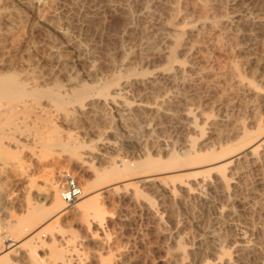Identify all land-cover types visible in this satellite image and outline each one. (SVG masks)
<instances>
[{"label": "rangeland", "instance_id": "obj_1", "mask_svg": "<svg viewBox=\"0 0 264 264\" xmlns=\"http://www.w3.org/2000/svg\"><path fill=\"white\" fill-rule=\"evenodd\" d=\"M6 1L8 2L5 3ZM21 1L22 0H4L3 2L6 4V6L5 4L0 3V14H2L0 16V75H3V73L5 75L6 72V74H8V72L9 74L10 72H15L16 76L25 83L30 76L33 77L35 75V73L33 72L35 70V72L37 71V83L34 81L33 84L31 78H29L32 83L30 84V82L27 81V83H25L26 86L30 87L35 84H37L40 88H50L51 86L54 91H57L62 95L69 94L71 92L70 90H72L73 87L79 88L78 86H81V84H83L81 82L82 80L84 84L87 81V84H93L94 86V83H97L98 81L100 85L101 83H104V81L108 80V84L113 82L112 85L110 84L111 86L117 85L116 83L114 84L115 81L119 83L118 86L122 83L126 84L127 81H130L129 83L127 82V85H121L120 89L122 91H126V97L124 96V99H127L129 102L132 101L135 103V101L137 102L140 100L145 102L147 101L150 105L153 102L152 100L155 101L158 97H160L159 95L168 94L169 90L171 89L169 94H173L175 96V100L177 98V104L175 100L167 104L169 106L167 107L168 111L170 109L174 110V107L176 106L174 110L175 112L171 110L173 112L172 114H175L172 115L170 113L171 116L168 115L166 117L164 115H159L160 117H163V120L162 117L160 119L158 115H154L150 111L148 112V110L147 112L145 111L146 113L136 111H131L130 113L129 111L125 112L127 110L124 111V108H119L122 107V103L120 100H117V103L120 104V106L111 102V104L107 103L105 104V106H102V111H105L104 114L99 110L101 106L98 107L97 105V107H94L93 109L94 112L96 111V114L94 116L90 115V113L93 114L92 110L88 111L86 109L88 114L86 113V110H82L83 112H79L81 111L82 107L80 106L79 109L78 105H76L77 103L72 104L74 109L71 105L69 106V104H67L68 107L66 105L65 109L64 107H62V109L60 110L59 106L55 105L48 98L46 99L45 95L43 97L41 95V99L39 98V102L37 101L34 104L35 106L33 105L35 109H32L31 107L30 110L28 109L26 112H22L24 106L23 103L28 104V100L31 101V99H29L30 96H27L28 98L24 96V98H21V101L20 99H17L19 103L16 100V102H13V111H15V113H12V111H10L9 113L8 111H1L0 121L4 122L3 131L5 132L3 134L2 143L6 149L12 152V155L6 161L0 158V255L7 252V261L10 264H61V258L51 254L50 251L52 248L60 247V249H62L63 247L62 250L64 251L65 249L66 251L64 257L67 256L65 259H68V261L72 259L70 261V264L78 262H82L83 264H181L179 259L177 261V258L172 256V253L174 255V251L176 250V240L179 241L178 239H181V235L183 241L179 242L183 243L181 245H184L183 248L188 251V254L186 251L187 259L185 258L187 261L185 260L186 262L184 261V264H202L206 261L213 260L215 257L217 258L219 255L217 254L219 253L218 249H220L221 246H229L230 248L233 241L232 239H237L239 236H242V234L244 235V233H246L245 231H247L245 236L248 237V240L251 239L253 241L252 243L251 240L249 242L251 244V248L253 246L254 247L253 249H248L250 251L246 250L247 253L243 251V256L241 255V253L239 254L237 251L234 252V250H231L232 248L229 251L227 247L229 254L233 251L231 253L232 255L230 254L233 257V263L264 264V153H262L263 155L261 154L263 158L261 157V155V158H258L260 161L257 159H245V163L241 160L240 163L235 164L236 166H234L233 164L231 167H229L230 170L227 169V176L228 174L229 176L232 175V179L231 177H229V179L232 186L234 185V188L232 187L233 189H231L230 192L232 195H230V198L232 197L233 200L235 199V203L233 202L234 204L231 203V207L229 206L231 212L224 213L223 215H221L222 217H218L217 209L225 205L226 201L223 200L224 198L218 195V193L215 194V191H210L211 193L208 192L209 190L204 185H200L204 186L203 190L205 188V195L207 194V192L210 193V196L208 194L205 196L203 193L202 195V187H200V190L197 184L193 185L195 187L193 190L195 195H193L194 197H198L200 193L203 196H201L202 198H194L193 195H186L187 199L184 200V198H186L184 196L185 193L182 192L184 195L182 193L180 195L181 190L177 189L176 196H178L179 198H172L174 201L171 199V197L168 196L167 192L165 194L164 190H160L161 192H159V190H156L159 187H150V185L148 184L140 186L143 194L138 195H134L132 189L129 187L124 188L121 186L116 192L112 190H106L105 188L104 192H101L98 195V202L101 211H99V216L97 214H89L87 215V217H85L86 220L81 218L82 216L80 213V207L78 205H74L76 202L80 201V198L81 200L85 199L88 192L93 191L98 187V184H96V182V185L94 184V180H96V176L94 174L97 173L96 170H98L99 172L100 170L102 171L104 168H108L110 166L109 160L111 156H115L116 158H126L129 160V162L135 164L144 159V157L146 156V151H148V149H152L150 150L151 152H148H150V154L154 152L152 153V156H156L159 148H170L173 143H171V141L169 140H166V138L169 139L170 137L171 140L177 138L174 144H179L182 140L184 141L185 137L190 136V133V137L198 135L197 131L189 127V122L185 120L183 114L181 113V111H184L186 109L187 105V108L192 109L196 118H198L199 123H201L200 119L203 120L204 117H207L206 122L209 124L211 123L210 126L213 125L212 123L214 120V123H217L214 125L220 128L222 133H225V131L228 132L226 134L227 136L224 133L223 136L220 129L216 128V126L213 125V127L210 128V126L206 124L208 128L205 126L206 133L202 135L205 139L200 138L201 140H197L198 142L196 141L197 148L198 146L200 148L202 146V149H207L210 146L217 144V142L221 139L222 140L220 142H229L230 140H228V138L230 139L231 135H233L234 137V139H231L232 142L235 141L236 134H234V132H231L234 129L233 126H235V124L239 122H243L245 119L246 120L244 121V124H247L246 127H252V129L257 125V122H264V64H259L257 66L253 63H249L248 65L251 56L250 58H248L247 56H249L248 53H251L250 48L253 40L247 36H243L235 38V41L234 38H232V36H234L232 35L233 33L229 30L231 37L229 36V34L228 37L226 36L227 40L225 39V37H223L222 39L220 38L221 42L223 40V42L220 43L218 38L215 36V33L207 28L202 29V33L193 32L191 34L185 35L184 39H187L186 42L188 43L189 37V42L193 40L191 41V44L196 45L197 48L192 50L191 53H187L188 55L186 53L184 54V52H182L180 48H177L175 51V55L180 56V60L183 61L187 60L189 57L188 60L191 59L190 61L193 62L195 68L192 70L193 74H191L190 77L192 79H190L189 84L188 82L186 83L187 86L185 84H179L178 87L177 84L176 86H174L175 84H173L170 80L165 78L162 74V76L160 75V72L167 67L166 63H164L166 61V58L161 55L158 56L157 53H153L152 55V50L154 48L155 51L158 50L159 46L157 44L160 45L159 50H161V48L162 50L164 49V44L159 39L160 35H162V31L158 30H161V23L165 21L164 19L168 18L167 16L169 13V5L172 4V2H170L169 0H59V2L58 0H55V2L57 1L56 3H54L53 0V3L55 5L57 4L56 6L54 4H51L52 0H44L45 2L41 0L42 2H37L38 5H36V3L34 4V7L30 4L31 0H23V4L25 5H23ZM131 1L134 6L130 4ZM209 1L213 2L214 0ZM220 1H222V4ZM223 1L226 2V0H218L217 2L215 0L214 2L224 5L225 3ZM242 1H244V4L242 3ZM247 1L249 0H241L239 5L240 8L244 7L242 9H247L250 6V1ZM141 3L150 6V9L153 11V13L150 14L151 16L138 15L139 4ZM126 4L131 5L127 8V15H125V13H122L119 9V7H121L122 5H125L127 7ZM184 5H181V11L179 13H181L185 19L190 18V16L192 15H196V13L199 14L198 12H200V9L197 10V6L193 7L192 4H189V6L188 4L185 6ZM29 6H31L32 8L30 9ZM130 7L132 8L130 9ZM185 7L187 8V10ZM114 9L120 12H118L119 15L116 11L114 12ZM129 10H132L134 12H131ZM7 13L9 16L7 15ZM89 16H93L91 20H88ZM125 16H130L131 18H127ZM46 17L49 22H47L48 20L46 19ZM45 19L47 21H45ZM51 20L52 22H50ZM126 22L127 24L130 22L129 26L131 27H128V25H126ZM51 23L53 24V26ZM157 27H159L160 29ZM243 27L248 28L246 24ZM224 28L226 29L227 27ZM206 30H208L207 32H209L208 35L210 34L209 37L206 35ZM195 34H198L197 37L199 36V34H201L198 38L199 40L196 41L199 43L201 41V47L199 46V43L198 45L194 41V39L197 40ZM194 35L196 38H194ZM213 38L217 39L215 40L217 43ZM228 39H232V42L237 45V48L233 47V45L235 46V44H233L232 42L228 43L230 42V40ZM224 41L227 43H225ZM146 42L150 46V49H152V47L154 48L151 51L149 50V52L147 50V57L145 55V57H143L142 55L146 52H141L146 51ZM237 42L241 43V45L243 46H241ZM223 43L226 44V49L225 47L222 48L223 45L225 46V44ZM151 44L154 45L152 46ZM189 44L190 43H188V45ZM204 44H206V46ZM238 45L240 47H238ZM248 45L249 47H247ZM74 46H76L78 50ZM206 47L208 48L206 49ZM212 47H217L216 50L218 48H222L225 50L224 53L226 52L228 55L221 53L223 50L220 49L221 52L218 50L216 51ZM227 47L229 52L226 51ZM232 47L233 50L231 49ZM241 47L243 48V51ZM125 49L126 51L128 49L126 53H124ZM230 49L232 50V52L230 51ZM79 51H81L83 54ZM203 51L207 53H203ZM213 51L218 55L220 53V55L217 57V54L213 53ZM239 51L242 52L240 53ZM128 52L130 54H128ZM233 52L235 53L234 55L239 52V54H237V57L233 55ZM229 53H231L230 56L232 57H229ZM110 54L111 58H109ZM126 54L127 56H125ZM139 54L142 55L140 56ZM148 54L151 55V57L154 56L155 59L153 57L148 59L150 57L148 56ZM86 55H89L88 58ZM177 56L176 58H179ZM202 56H204V58H202ZM162 57L164 58L161 59ZM228 57L230 60H234L237 66H240L238 68L239 70L234 72L233 68L235 69V67L233 66L235 64H230L231 62L229 61ZM91 61H94L93 65H95L94 63H97L94 68L92 67L93 70L96 67L94 72L92 70V74L89 70V68L91 69V66L89 67L87 65L88 62ZM140 61H142V63ZM240 61L241 63L237 64ZM242 61H248V67L247 65H243L244 62ZM60 62L62 64H60ZM66 62L68 63V65H66ZM92 62L90 64H92ZM42 64L45 67H43ZM64 64L66 66H64ZM141 64H143V67L141 66ZM49 65L51 66V68ZM157 65L161 67V71L159 70V67ZM164 65H166V67L163 68L162 66ZM195 65H197L198 67ZM241 65H243V67H241ZM251 65H255V67H252ZM132 66L133 68L131 69ZM135 66L136 68H134ZM201 66H204L205 68ZM259 66H261L262 69ZM30 67H32V69H35L32 70ZM58 67L62 69L60 70L58 69ZM63 67L65 69H63ZM138 68L140 69V71L141 69L144 70L145 68L146 71L153 70V72L150 71L152 74L150 72H147L151 75H147V73L145 75L141 74L143 76H146H142L145 79L143 80L141 75L137 76V78L135 77L140 73L137 74L136 72L135 76H133V73L139 70ZM255 68L259 71L255 70ZM30 69L32 70V75ZM128 69L130 70L128 71ZM197 69L200 70L197 72L195 71ZM253 69L255 70V72ZM21 70H23L24 72ZM131 70L133 73H130ZM145 70L141 72L144 73L146 72ZM25 71H29L30 74ZM194 71L196 72V76H194ZM238 71H241L239 75H243L244 78L246 76L247 79L249 78L248 82L246 81V78L243 79L244 83H251L250 80L252 79L253 81L254 79V82L252 83L255 84L251 85V83L248 86L246 84L247 87H244L245 90L242 91V89L244 88L237 82L239 80V78L237 77ZM126 73H130V76H128ZM235 73L237 76L235 75ZM119 74H121L122 77L119 78ZM156 74H159L158 77ZM90 75L91 77H89ZM149 76L150 78H148ZM47 77L49 78V80ZM156 78L158 81L156 80ZM160 78H163L164 81H162L163 79L161 80ZM41 79L43 81H41ZM138 79L143 80V83L140 80L139 82ZM149 79H153V82H156H154L155 85H153L154 83L152 82V80H150V82ZM159 79L161 80V82L159 81ZM58 80L59 83L57 82ZM38 81H40L41 86L38 84ZM51 81L54 83V85ZM134 81H138L139 83H135ZM147 81L149 83H147ZM55 82L58 85H56ZM44 84H46V87ZM48 84L49 86H47ZM156 84L158 86H156ZM42 85H44V87ZM62 85L63 87H65V89L62 87ZM97 85L98 84H96V86ZM172 85L174 87H172ZM255 85L256 87L258 85V88H260L259 86H261L262 88H257L259 91L262 90L259 94L251 90L253 89V87L255 88ZM124 86L126 87L125 89ZM58 87L60 88V90H62L60 91ZM157 87L162 90L161 93L157 91ZM166 89H168V93L167 91H165L166 93L164 92V90ZM247 89H249L251 92ZM120 90L119 92L121 93L122 91ZM246 91L248 94L245 93ZM157 92L159 93V95ZM90 93L89 97H87L88 95L85 96L86 100H83L84 103L81 102L82 104H84V106H90L92 102L95 103L97 99V97L93 94L94 92L91 93V95ZM93 96L95 97L93 98ZM90 97L92 100H90ZM260 97H262V101L260 100ZM179 100L182 102H180ZM4 102L5 100H0V108L5 105ZM14 103L15 105H20L16 106L18 107L17 111L14 110ZM81 103H79V105H81ZM85 103H87V105ZM179 104H181V107L179 106ZM46 105H48V107H46ZM167 105H164L165 109ZM43 106L45 107V109L47 108V110H49V115L50 117H52L53 123L51 122V124H44V122L46 121L43 118H45V114H48L45 112L48 111H46ZM75 106L77 107V109ZM41 107H43V109H41ZM178 107H180V109ZM195 107L198 110H196ZM66 109L71 110V112L73 113L71 114V112L68 110L70 113L68 112L67 114L70 118L66 115V111H64ZM96 109L99 110V112ZM255 109L257 110L256 112L254 111ZM116 110L120 112L122 110L121 114L119 112H116ZM123 112H125L126 114H124ZM39 113L45 114H42V116ZM150 113L152 114V116H150ZM196 113L198 116L196 115ZM35 114H38L39 116L36 117ZM63 114L65 115V117ZM181 114L182 117L180 116ZM96 115L102 116L100 117ZM120 115H122V118ZM147 116H150V118L148 117V119ZM151 117H154V119H151ZM220 118L223 119L220 121ZM241 118H243L244 120ZM150 120L152 121V123L150 122ZM183 120L187 121L188 123L184 122L185 124H183ZM154 122L156 123L154 124ZM158 123H160V125H158ZM43 124L47 126L49 125L50 128L55 125L54 127L56 128V130H54L55 128L53 127V131H56V133H54L56 135H60V137H62L63 139L70 134L75 137L77 142L80 141L81 143L88 144L85 146L83 144L81 146V148L77 152L78 154H76L77 156L80 154L79 152H81V154L85 152L88 153L90 150V145H92L90 151H92L93 148L97 149V145H99L98 142L101 139L108 141L110 140V142H112L115 146H113V150L107 148L106 150H100L101 155L98 158L101 159H94L95 157H90L93 153L90 152L91 154L87 158L84 157L85 161L84 158L82 159V161L79 159V157L77 158L75 157V155L73 156V154L75 153L72 154L69 150H65L64 148L58 146L56 147V145L53 146V151L46 150L48 152H45L43 150V152L42 149L44 148L42 144H40L46 141L43 138L47 137L49 138V140H51V138L56 137V135H53L52 128L49 132H47L49 128L47 127V129ZM189 128L191 130H189ZM210 130L211 132L217 130V132L221 133L220 136L223 138L218 136V133L216 134L215 132H213L211 134V132H209ZM99 137L101 139L97 140ZM178 138L181 141L178 140ZM202 139L204 142L208 141V144L204 143ZM147 140L148 142H146L145 144V141ZM177 140L179 141L178 143ZM165 141L167 144H164ZM155 142L156 145H154ZM160 142H162V144ZM203 143L204 146L202 145ZM166 145L168 147H165ZM141 146H147V148H141ZM86 148L89 150H87ZM155 148H157L158 150ZM96 149H93V151H95ZM102 152H104V154ZM93 154L96 153L94 152ZM102 154L105 157H101ZM87 161L88 163H86ZM239 165L241 167H239ZM68 176H71L78 183L82 191L81 195L76 199L75 203H72L73 206L71 204L64 207L57 213L56 211L49 213V221L53 220L54 217H57L55 221H52V224L54 225V227L52 228L54 240L50 238L51 233L43 232L40 237L43 240V243L41 246H38L36 248L37 250L35 255L37 257H33L34 259L32 258L31 260L30 256L29 258L26 256L29 253H25L28 252V249L26 247L28 245L23 243V241L28 238L25 237L26 233H23L21 235L11 233V231L8 229V226L6 225V222L10 221L12 223H15L26 215L27 200L38 203L45 202L46 205H49L48 199L44 200L42 197H37V195L42 196L43 192L46 190L45 187L51 181L56 180L61 187L65 178ZM201 178V174L196 176V180H200ZM208 178L213 179V175L211 174ZM107 183L110 182L108 181ZM107 183L105 182L104 185H106ZM196 186H198V189L196 188ZM235 186L237 188L236 190ZM162 194L165 196V198L167 196L168 197L164 199V196ZM182 197L184 198L182 199ZM189 197L191 199H189ZM149 199L153 200V204H156L155 208H157V210L159 209L158 211L162 215V223L164 225L162 223V225L156 223L157 221H155L151 213H149ZM226 214H229V216H227ZM175 220H178L177 222L179 223H177ZM164 228L166 229V231ZM210 231L217 232L218 236L215 234V237L213 238V236L209 234H214V232L209 233ZM248 231H251V233ZM182 235H185L186 237ZM204 236L206 237V239ZM217 238L219 239V241ZM228 241L230 242V244ZM218 243L220 244L219 246L216 245ZM53 244H55L56 247H52ZM24 253L26 255H24ZM235 253L237 254L235 255ZM237 256L241 257V259ZM235 260L237 262H235ZM63 262L67 263L66 261Z\"/></svg>", "mask_w": 264, "mask_h": 264}, {"label": "bare ground", "instance_id": "obj_2", "mask_svg": "<svg viewBox=\"0 0 264 264\" xmlns=\"http://www.w3.org/2000/svg\"><path fill=\"white\" fill-rule=\"evenodd\" d=\"M4 0H0V3H3V4H5V3H7L8 1H6L5 3L3 2ZM11 1V0H10ZM20 1V0H19ZM24 1H26V0H24ZM39 1H41V0H31V2H30V4H31V6L33 5V7H34V4H36L37 2H39ZM44 1V0H43ZM114 1V0H113ZM132 1H134V0H132ZM132 1H131V5H133L132 4ZM157 1V0H156ZM162 1V0H161ZM160 1V2H161ZM165 1V0H164ZM170 2H172V4L171 5H169V13H168V18H166V19H164L165 21L164 22H162L161 23V30H158V31H162V35H160V37H159V39L163 42V46H164V49L162 50V48H161V50H159L160 49V45L159 44H157L159 47H158V50H154L155 48L154 47H152V49H150L149 47V45H148V43L146 42V51H142L141 53H145V54H141L143 57H145L146 56V54L149 52V50L151 51L152 50V55H153V53H157L158 54V56L159 55H161V56H164L165 58H166V61L164 62V63H166V65H167V67H166V65H164V66H162L163 68L164 67H166V68H162L163 69V71H161L160 69H161V67H159L158 65V67H159V70L161 71L160 72V75L162 74L165 78H167L168 80H170L173 84H175L174 86H176V84H177V86L180 84V85H186V83L188 82V84H189V81H190V79H192V78H190L191 77V74H193L192 73V70L195 68L194 67V65H193V62L192 61H190V60H188L189 59V57H188V59L187 60H180V56H177V55H175V51H176V49L177 48H180V50L182 51V52H184V54L186 53H191L192 52V50H194L195 48H197L196 47V45H194V44H191V41H193V40H191L190 42H189V37H188V43H190L189 45H188V43L186 42V40L184 39V37H185V35H187V34H191V33H202L203 31H202V29H205V28H207V29H209V30H212V32L213 33H215V36L218 38V40H219V42L220 43H222L223 42V40H222V42L220 41L223 37H225V39L227 40V37H228V35L230 34L229 32L231 31L233 34L232 35H234V36H232V38H234V40H235V38H239V37H243V36H247V37H249L250 39H252L253 40V42H252V45H251V55L248 53V55L249 56H247L248 58H250V56H251V58H250V61L248 62V61H242V62H244V64L243 65H247V62H248V65H249V63H253V64H255V65H259V64H264V56H263V54H264V0H249V1H247V2H249L250 3V6L247 8V9H242V8H244V7H242V8H240V2H241V0H226V2H224L223 4L224 5H221L222 4V1H220L221 2V4H218V3H215L213 0H211V1H213V2H210L209 0H169ZM218 0H216V2H217ZM22 2V4H23V0L21 1ZM42 2V1H41ZM40 2V3H41ZM45 2V1H44ZM43 2V3H44ZM50 2V1H49ZM57 2V1H56ZM55 2V0H54V3H56ZM58 2H59V0H58ZM169 2V3H170ZM244 1H242V3H243ZM53 3V0H52V3L51 4H54ZM112 3V2H111ZM115 3V2H114ZM123 3V2H122ZM128 3V2H127ZM108 4V3H107ZM163 4V3H162ZM187 5L188 4V6H189V4H192L193 5V7H195V6H197L196 7V9L197 10H199L200 9V12H198L199 14H197L196 13V15H192V16H190V18H188V19H185L184 18V16L181 14V13H179L180 11H181V5ZM244 4V3H243ZM23 5H25V4H23ZM36 5H38V3L36 4ZM40 5V4H39ZM55 5V4H54ZM57 5V4H56ZM55 5V6H56ZM127 5V7L125 6V5H122L121 7H119V9H120V11L122 12V13H125V15H127V8H128V6H131V5H128V4H126ZM184 5V6H185ZM1 6H2V4H1ZM5 6H6V4H5ZM4 6V7H5ZM31 6H29L30 7V9L32 8ZM113 6V5H112ZM134 6V5H133ZM188 6H186V7H188ZM244 6V5H243ZM37 7V6H36ZM109 7V6H108ZM117 7V6H116ZM152 7V6H151ZM155 7H156V5H155ZM185 7V8H186ZM3 8V7H2ZM27 8H28V5H27ZM132 7H130V9H131ZM5 9V8H4ZM3 9V10H4ZM108 9V8H107ZM118 9V8H117ZM157 9H158V7H157ZM193 9H195V8H193ZM7 10V9H6ZM5 10V11H6ZM135 10V9H134ZM138 10H139V12H138V15L139 16H144V15H150V14H152L153 13V11L150 9V6L149 5H147V4H139V8H138ZM186 10H187V8H186ZM10 11H11V9H10ZM117 12V14H118V12L119 11H117V10H115L114 9V12ZM129 11H131V12H134V11H132V10H129ZM196 11V10H195ZM194 11V12H195ZM19 12H20V10H19ZM51 12V11H50ZM157 12V11H156ZM159 12V11H158ZM166 12H167V10H166ZM188 12V11H187ZM190 12V11H189ZM193 12V13H194ZM2 13V12H1ZM9 13V12H8ZM8 13H7V15H8ZM53 13V12H52ZM120 13V12H119ZM122 13H121V15H122ZM163 13V12H162ZM12 14V13H11ZM18 14V13H17ZM50 14V13H49ZM91 14V13H90ZM116 14V15H117ZM129 14V13H128ZM130 14H133V13H130ZM182 16H181V15ZM184 14H185V12H184ZM189 14V13H188ZM195 14V13H194ZM2 14H0V16H1ZM24 15V14H23ZM52 15H54V14H52ZM52 15H50V16H52ZM93 15V14H92ZM95 15V14H94ZM119 15V14H118ZM5 16V15H4ZM9 16V15H8ZM25 16V15H24ZM54 16H56V15H54ZM53 16V17H54ZM88 16V15H87ZM151 16V15H150ZM163 16V15H162ZM21 17V16H20ZM53 17H52V19H53ZM91 17V18H90ZM92 17L93 16H89V18H88V20L90 19H92ZM101 17V16H100ZM125 17H127V16H125ZM133 17V16H132ZM8 18V17H7ZM127 18H131L130 16L129 17H127ZM23 19H25V18H23ZM46 19H47V17H46ZM45 19V21H47ZM93 19H95V18H93ZM99 19V18H98ZM138 19V18H137ZM122 20V19H121ZM131 20V19H130ZM133 20V19H132ZM140 20V19H139ZM161 20V19H160ZM27 21V20H26ZM129 21V20H128ZM127 21V22H128ZM141 21V20H140ZM146 21H148V20H146ZM47 22H49V20L47 21ZM46 22V23H47ZM50 22H52V20L50 21ZM127 22H126V25H128V27H131V26H129V24H130V22L127 24ZM123 23V22H122ZM125 23V22H124ZM50 24V23H49ZM52 24V23H51ZM119 24H120V22H119ZM246 24V26H248V28H244L243 26ZM124 25V24H123ZM133 25V24H132ZM52 26H53V24H52ZM156 26V25H155ZM22 27V26H21ZM25 27V26H24ZM135 27V26H134ZM224 27H227L226 29L224 28ZM59 28H61V27H59ZM124 28V27H123ZM157 28H159V27H157ZM129 29H131V28H129ZM160 29V28H159ZM230 30V31H229ZM9 31V30H8ZM55 31V30H54ZM201 31V32H200ZM208 30H206V32H207ZM24 32V31H23ZM123 32V31H122ZM135 32V31H134ZM156 32H157V30H156ZM58 33V32H57ZM205 33V32H204ZM208 33L209 32H207V36L209 37V35H208ZM23 34V33H22ZM63 35V34H62ZM131 35V34H130ZM196 35V34H195ZM195 35H194V38H196L197 37V35H196V37H195ZM200 35L201 34H199V36L196 38L197 40H195L194 39V41L196 42V41H198L199 39V37H200ZM142 36H144V35H142ZM149 36V35H148ZM190 36V35H189ZM212 36V35H211ZM227 36V37H226ZM230 37H231V34L229 35ZM133 37V36H132ZM147 37V36H146ZM187 37V36H186ZM202 37V36H201ZM214 37V36H213ZM140 38H141V36H140ZM151 38V37H150ZM211 38V37H210ZM221 38V39H220ZM119 39H120V37H119ZM130 39V38H129ZM152 39V38H151ZM209 39V38H208ZM214 39V38H213ZM144 40V39H143ZM211 40V39H210ZM215 40H217V39H214V41ZM228 40H230V42H228V43H231L232 42V39H228ZM233 40V41H234ZM236 41V40H235ZM244 41V40H243ZM243 41H241V42H243ZM65 42H67V41H65ZM149 42V41H148ZM152 42V41H151ZM212 42V41H211ZM216 42V41H215ZM225 42V41H224ZM197 44L199 43V42H196ZM200 43H201V41H200ZM199 43V44H200ZM206 43V42H205ZM217 43V42H216ZM225 43H227V42H225ZM225 43H223V44H225ZM233 43V42H232ZM237 43H239V42H237ZM143 44V43H142ZM144 44H145V42H144ZM198 44V45H199ZM202 44V43H201ZM199 45L200 47L202 46V45ZM207 44H208V42H207ZM212 44V43H211ZM233 44H235V43H233ZM240 45H241V43H239ZM244 44V43H243ZM246 44V43H245ZM249 44H250V42H249ZM78 45V44H77ZM152 46L154 45V44H151ZM205 46H206V44H204ZM212 45H214V44H212ZM216 45H218V44H216ZM221 45V44H220ZM145 46V45H144ZM143 46V47H144ZM210 46V45H209ZM215 46V45H214ZM231 46V45H230ZM229 46V47H230ZM241 46H243V45H241ZM246 46V45H245ZM244 46V47H245ZM74 47H76V46H74ZM137 47V46H136ZM139 47V46H138ZM157 47V46H156ZM162 47V46H161ZM211 47V46H210ZM218 47V46H217ZM216 47V48H217ZM219 47H221V46H219ZM225 47V49H226V44H225V46L223 45L222 46V48H224ZM233 47H236L237 48V45L235 44V46L233 45ZM233 47L231 48L232 50H233ZM238 47H240L239 45H238ZM247 47H249V45L247 46ZM247 47H246V49H247ZM56 48V47H55ZM81 48V47H80ZM85 48V47H84ZM134 48H135V46H134ZM140 48V47H139ZM148 48V49H147ZM199 48V47H198ZM204 48V47H203ZM208 47H206V49H207ZM212 48H214V50H216V48L215 47H212ZM212 48H210V49H212ZM222 48H218L217 50L218 51H220V49L221 50H223L221 53H223V54H227L226 52L224 53V49H222ZM242 48V47H241ZM76 49H77V47H76ZM201 49V48H200ZM230 49V51L232 52V50ZM239 49V48H238ZM245 49V48H244ZM249 49V48H248ZM54 50H56V49H54ZM78 50V49H77ZM85 50H87V49H85ZM122 50V49H121ZM131 50V49H130ZM130 50H129V52H130ZM135 50V49H134ZM133 50V51H134ZM143 50V49H142ZM147 50H148V52H147ZM216 50V51H217ZM241 50V49H240ZM53 51V50H52ZM127 51H128V49H127ZM126 51V49H125V52L124 53H126L127 52ZM140 51V50H139ZM179 51V50H178ZM196 51V50H195ZM194 51V52H195ZM212 51V50H211ZM210 51V52H211ZM227 52H229V50H228V47H227V50H226ZM242 51H243V48H242ZM241 51V52H242ZM79 52H81V51H79ZM89 52V51H88ZM128 52V54H130ZM132 52V51H131ZM205 51H203V53H204ZM210 52H209V54H210ZM236 52V51H235ZM240 52V51H239ZM239 52L237 53V54H239ZM240 52V53H241ZM82 53V52H81ZM205 53H207V52H205ZM213 53H215L214 51H213ZM56 54V53H55ZM54 54V55H55ZM58 54V53H57ZM83 54V53H82ZM178 54V53H177ZM183 54V55H184ZM195 54V53H194ZM208 54V55H209ZM215 54H217V53H215ZM230 54L231 53H229V57H232V56H230ZM235 53L233 52V55H234ZM237 54L236 55H234V56H236L237 57ZM53 55V54H52ZM60 55V54H59ZM109 55V54H108ZM122 55H124V54H122ZM140 55V54H139ZM140 55V56H141ZM145 55V56H144ZM188 55V54H187ZM213 55V54H212ZM219 55H220V53H219ZM218 54H217V57L219 56ZM228 55V54H227ZM226 55V56H227ZM82 56V55H81ZM83 56H85V55H83ZM87 56V55H86ZM89 56V55H88ZM88 56H87V58H88ZM125 56H127V54L125 55ZM129 56V55H128ZM148 56H150L148 59H150V58H154V56H152L151 57V55H149L148 54ZM157 56V55H156ZM160 56V57H161ZM176 56L177 57H179V58H176ZM185 56V55H184ZM189 56H191V55H189ZM216 56V55H215ZM51 57V56H50ZM53 57V56H52ZM61 57H62V55H61ZM134 57V56H133ZM147 57V56H146ZM164 57H162L161 59H163ZM187 57V56H186ZM194 57V56H193ZM195 57H196V55H195ZM206 57H208V56H206ZM229 57H228V59H229ZM85 58V57H84ZM91 58V57H90ZM109 58H111V54H110V57ZM112 58H113V55H112ZM127 58V57H126ZM141 58V57H140ZM139 58V59H140ZM202 58H204V56H202ZM241 58V57H240ZM243 58V57H242ZM247 58V59H248ZM55 59H56V56H55ZM86 59V58H85ZM131 59V58H130ZM144 59V58H143ZM148 59H145V60H148ZM155 59V58H154ZM153 59V60H154ZM160 59V58H159ZM168 59V60H167ZM179 61H178V60ZM232 59V58H231ZM235 59V58H234ZM237 59V58H236ZM47 60H49V59H47ZM89 60V59H88ZM132 60V59H131ZM136 60V59H135ZM152 60V59H151ZM158 60V59H157ZM204 60V59H203ZM240 60V59H239ZM60 61V60H59ZM161 61V60H160ZM196 61V60H195ZM229 61L231 62L230 64H232V63H234L235 65H236V62L234 61H232V60H230L229 59ZM238 61V60H237ZM14 62V61H13ZM37 62V61H36ZM46 62V61H45ZM68 62V61H67ZM66 62V63H67ZM92 62V61H91ZM91 62H88V66L90 67L91 66V69L89 68V70H90V72H91V74H92V70H93V68H94V66H96L97 65V63H94L95 65H93V62H92V64H90ZM96 62V61H95ZM113 62V61H112ZM141 63H142V61H140ZM147 62H149V61H147ZM151 62V61H150ZM154 62V61H153ZM155 62H156V60H155ZM197 62V61H196ZM38 63V62H37ZM56 63H58V62H56ZM64 63V62H63ZM65 63V64H66ZM82 63V62H81ZM80 63V64H81ZM85 63V62H84ZM87 63V62H86ZM152 63V62H151ZM168 63H169V65H168ZM241 63V61L239 62V63H237V64H240ZM44 64V63H43ZM43 64H42V66H43ZM50 64V63H49ZM60 64H62L61 62H60ZM64 64V66H66V65H68V63L65 65ZM90 64V65H89ZM111 64H113V63H111ZM134 64V63H133ZM146 64V63H145ZM153 64V63H152ZM45 65V64H44ZM48 65V64H47ZM54 65H55V63H54ZM85 65V64H84ZM138 65V64H137ZM143 64H141V66H142ZM148 65H149V63H148ZM154 65V64H153ZM163 65V64H162ZM233 66V67H235V69H236V67H237V69L235 70L233 67H231V68H233V70H234V72L235 71H237V70H239L238 68L240 67L239 65L237 66ZM243 65H241V67H243ZM248 65H247V67H248ZM255 65L254 66H252V67H255ZM50 66V65H49ZM61 66H63V65H61ZM141 66H139V67H141ZM155 66V65H154ZM195 66H197V65H195ZM205 66V65H204ZM204 66H201V67H204ZM33 67V66H32ZM32 67H30L31 69H32ZM43 67H45V66H43ZM42 67V68H43ZM47 67V66H46ZM52 67H53V65H52ZM93 67V68H92ZM100 67V66H99ZM98 67V68H99ZM128 67V66H127ZM143 67V66H142ZM198 67V66H197ZM196 67V68H197ZM260 68H261V66H259ZM263 67V66H262ZM48 68V67H47ZM50 68H51V66H50ZM88 68V67H87ZM110 68V67H109ZM130 68V67H129ZM133 68V66L131 67V69ZM134 68H136V66L134 67ZM205 68V67H204ZM204 68H203V71H204ZM249 68H250V66H249ZM257 68V67H256ZM255 68V70H257ZM20 69H21V67H20ZM23 69H24V67H23ZM30 69V71H31V75H32V70H34L35 68H33L32 70ZM38 69V68H37ZM36 69V70H37ZM40 69V68H39ZM58 69H62V68H60V67H58ZM63 69H65L64 67H63ZM67 69V68H66ZM85 69V68H84ZM95 69H96V67H95ZM94 69V70H95ZM139 69V68H138ZM137 69V70H138ZM147 69H149V68H147ZM262 69V68H261ZM17 70V69H16ZM26 70V69H25ZM59 70V71H60ZM81 70V69H80ZM94 70H93V72H94ZM98 70V69H97ZM130 69H128V71H129ZM144 70H145V68H144ZM143 69H141V71L143 72L144 71ZM159 70H158V72H159ZM200 70V69H199ZM198 69L197 70H195V71H199ZM202 70V69H201ZM254 70V69H253ZM255 70H254V72H255ZM2 71V70H1ZM7 71V70H6ZM12 71V70H11ZM21 71H23V70H21ZM88 71V70H87ZM133 71H134V69H133ZM140 71V69L138 70V71H135L134 73L132 72V70L130 71V73H133L132 75L133 76H135V74H136V72H137V74L138 73H140V74H138V75H136L135 77L137 78V76H140L141 74H146L147 72H150V71H152L153 72V70H150V71H146V72H144V73H142L141 71ZM157 71V70H156ZM194 71V72H195ZM257 71H259V70H257ZM18 72V71H17ZM24 72V71H23ZM25 72H28L29 73V71H25ZM34 73H35V75H34V73H33V75L34 76H36L37 75V71L35 72V70L33 71ZM61 72V71H60ZM89 72V71H88ZM87 72V73H88ZM155 72V71H154ZM241 72V71H240ZM240 72L238 71L237 73V75H236V73H235V75L239 78V80L237 81L238 82V84H240L243 88L244 87H247L249 84H251L252 82H254V79H253V81H252V79L250 80V82L251 83H244V81H243V79H245L246 78V81L248 82L249 81V78L247 79V77L245 76V78L243 77V75H239L240 74ZM3 73V72H2ZM7 73V72H6ZM5 73V75H4V73H3V75L1 76L0 75V100L2 101V99L3 100H5V105L2 107V108H0V112L2 111V112H4V111H8V113L10 112V111H12V113L14 112L15 113V111H13V102H18V100L17 99H20V101H21V98L23 97L24 98V96H30L29 97V99H31V101H29L28 100V104H25V103H23L24 104V106H23V111L22 112H26L28 109L30 110V108L32 107V109H35V107H33V105L38 101L39 102V100L41 99L40 97H41V95H42V97L45 95L46 96V99L48 98L49 100H51L55 105H57V106H59V109L61 110L62 109V107H64V109H65V106L67 105V104H69V106L71 105L72 106V104L73 103H77L76 105H78V107H79V109H80V106L82 107L81 108V111H79V112H83L82 110H88V111H90V110H92V112H93V114L92 113H90V115H95L96 113V111L94 112L93 111V109H94V107H97V105H98V107L99 106H101L100 107V111L101 112H103L102 111V106H105V104H107V103H109V104H111V103H115V104H118L117 103V100H120L121 101V105H122V107H119L120 109H123L124 111L125 110H127V111H125V112H128L129 111V113L131 112V111H136V112H147V110H148V112L150 111L151 113H153L154 115H164L165 117L166 116H168V115H170L171 116V114L173 113L171 110H173V109H170L169 111H168V109H167V107H169L167 104L168 103H170V102H172V101H174L175 100V96L173 95V94H169L170 93V90H169V93H168V89H166V90H164V92L165 91H167V93L168 94H162V95H159V93L158 92H160L161 93V91L162 90H160L158 87V95L160 96V97H158L155 101L154 100H152L153 102L149 105L148 104V102L146 101H140L139 100V98H138V100L139 101H135V103L134 102H132V101H128L127 99H124V96H125V93H126V91L125 90H120L121 89V85H127V82H126V84H121V85H119L118 86V84L119 83H117V81H115L114 82V84L116 83L117 85H113V86H111L112 85V83L113 82H111V83H109L108 84V80H106V81H104V83H101L100 85H99V81L96 83H94V81H93V83L95 84V86L93 85V84H87L86 82H85V84H84V82H83V80L81 81L83 84H81V86H78L79 88H75V87H73V89L72 88H70V89H72V90H70L71 92L69 93V94H65V95H62V94H60L59 92H57V91H54L52 88H51V86H50V88H40L37 84H35V85H32V86H30V87H28V86H26V84L25 83H27V81H29L30 82V84L33 82V84H34V81L36 82L37 81V76L36 77H29V78H31V81H30V79L28 78V80L24 83L22 80H20L17 76H16V73L15 72H10V74H9V72H8V74H6ZM11 73H14V74H11ZM48 73V72H47ZM59 73V72H58ZM66 73V72H65ZM86 73V72H85ZM128 73V72H127ZM126 73V74H127ZM129 73V74H130ZM151 73V72H150ZM157 73V72H156ZM30 74V73H29ZM29 74H28V76H29ZM61 74V73H60ZM78 74V73H77ZM89 74V73H88ZM95 74V73H94ZM121 74H122V72H121ZM121 74H119V78L120 77H122L121 76ZM129 74H127L128 76H130ZM152 74V73H151ZM151 74H149V73H147V75H151ZM202 74V73H201ZM41 75V74H40ZM43 75V74H42ZM46 75V74H45ZM53 75V74H52ZM72 75H73V73H72ZM71 75V76H72ZM127 75H125V76H127ZM157 75V74H156ZM155 75V76H156ZM159 75V74H158ZM158 75H157V77H158ZM161 75V76H162ZM44 76V75H43ZM42 76V77H43ZM143 75H141V77H142ZM153 76H154V74H153ZM194 76H196V72H195V75ZM203 76V75H202ZM89 77H91V75L89 76ZM143 77H146V76H143ZM142 77V78H143ZM163 77V78H164ZM243 77V78H242ZM32 78H34V79H32ZM48 78V77H47ZM55 78V77H54ZM53 78V79H54ZM86 78V77H85ZM140 78V77H139ZM148 78H150V76L148 77ZM155 78V77H154ZM162 78V79H163ZM199 78V77H198ZM39 79V78H38ZM44 79V78H43ZM161 79V78H160ZM159 79V81L161 82V80ZM237 79V78H236ZM48 80H49V78H48ZM52 80V79H51ZM79 80H81V79H79ZM135 80H137V79H135ZM140 79H138V81H139ZM143 80H145L144 78H143ZM143 80H140V81H142V83H143ZM150 80H152V82H153V79H149V81ZM155 80V79H154ZM156 80H157V78H156ZM166 80V79H165ZM41 81H43L42 79H41ZM138 81H134L135 83H137ZM139 81V82H140ZM158 81V80H157ZM162 81H164V79L162 80ZM192 81V80H191ZM39 83V85H40V81H38ZM52 82V81H51ZM53 82H54V80H53ZM52 82V84L54 85V83ZM58 83H59V80L57 81ZM78 82V81H77ZM80 82V81H79ZM80 82V83H81ZM110 82V81H109ZM130 82V81H129ZM128 82V83H129ZM138 82V83H139ZM151 82V81H150ZM155 82V81H154ZM153 82V83H154ZM167 82V81H166ZM170 82V83H171ZM37 83V82H36ZM56 83V82H55ZM62 83V82H61ZM66 83V82H65ZM125 83V82H124ZM147 83H149L148 81H147ZM156 83V82H155ZM155 83L153 84V85H155ZM171 83V84H172ZM29 84V83H28ZM27 84V85H28ZM96 84H98L97 86H96ZM111 84V85H110ZM246 84H247V86H246ZM255 83H252L251 85H254ZM45 85V87H46V84H44ZM44 85H42L43 87H44ZM52 85V86H53ZM56 85H58L57 83H56ZM93 85V86H92ZM133 85V84H132ZM145 85V84H144ZM239 85V86H240ZM41 86V85H40ZM47 86H49V84L47 85ZM61 86V85H60ZM129 86H130V84H129ZM156 86H158L157 84H156ZM173 85H172V87H174ZM187 86V85H186ZM239 86H237V87H239ZM62 87H63V85H62ZM61 87V88H62ZM70 87H72V86H70ZM179 87V86H178ZM241 87V88H242ZM260 88H261V86H259ZM55 88V87H54ZM56 88H57V86H56ZM59 88V87H58ZM64 89H65V87H63ZM123 88V87H122ZM126 87L124 86V89H125ZM170 88V87H169ZM176 88V87H175ZM240 88V89H241ZM250 88H252V87H250ZM255 88H256V90H255ZM255 88L253 87V89H251L253 92H257L258 94L260 93V91H262V90H258V89H260V88H258V85H257V87H256V85H255ZM258 88V89H257ZM67 89V88H66ZM164 89V88H163ZM179 89V88H178ZM262 89V88H261ZM59 90H60V88H59ZM62 90V89H61ZM60 90V91H61ZM119 90L120 91H122V92H124V93H120L119 92ZM245 90V88L244 89H242V91H244ZM247 90H249V89H247ZM259 92H258V91ZM65 91V90H64ZM250 91V90H249ZM67 92V91H66ZM93 93L96 97H97V99H96V101H95V103L94 102H92V104L89 106H84V104H82L81 102H83V100H86V95H88L87 97H89V93ZM164 92H162V93H164ZM251 92V91H250ZM263 92H264V90H263ZM91 93H90V95H91ZM166 93V92H165ZM244 93V92H243ZM246 94H248L247 93V91L245 92ZM262 93V92H261ZM92 94V95H93ZM124 94V95H123ZM157 95V96H158ZM177 95H179V94H177ZM254 95V94H253ZM95 96H93V98L95 97ZM123 96V97H122ZM263 96H264V94H263ZM85 97V98H84ZM126 97V96H125ZM256 97V96H255ZM28 98V97H27ZM40 98V99H39ZM84 98V99H83ZM154 98H156V97H154ZM174 98V99H173ZM262 97H260V100L262 101L263 99H261ZM87 99H89V98H87ZM172 99V100H171ZM181 99V98H180ZM16 100V101H15ZM90 100H92L91 99V97H90ZM128 102H127V101ZM142 100V99H141ZM176 100H177V98H176ZM175 100V101H176ZM183 100V99H182ZM180 101V100H179ZM178 101V102H179ZM41 102V101H40ZM111 102V103H110ZM132 102V103H131ZM180 102H182V101H180ZM179 102V103H180ZM19 103V102H18ZM20 103H22V102H20ZM42 103V102H41ZM79 103H81V105H79ZM84 103V102H83ZM87 103H88V100H87ZM87 103H85L86 105H87ZM89 103H91V102H89ZM120 103V102H119ZM145 103H147V104H145ZM175 103V102H174ZM40 104V103H39ZM43 104V103H42ZM41 104V105H42ZM45 104V103H44ZM74 104V105H75ZM176 104H177V101H176ZM14 105H15V103H14ZM19 104H17V105H15V107L16 106H18ZM119 106H120V104H118ZM164 105H167L166 106V109H165V107H164ZM181 104H179V106H180ZM186 105V104H185ZM20 106V105H19ZM35 106V105H34ZM45 106V105H44ZM43 106V107H44ZM108 106V105H107ZM172 106H173V103H172ZM172 106H170V107H172ZM246 106V105H245ZM253 106V105H252ZM15 107H14V110H16L17 111V109H18V107H16V109H15ZM43 107H41V109H43ZM46 107H48V105H46ZM67 107H68V105H67ZM73 107V106H72ZM76 107V106H75ZM176 107V106H175ZM175 107H174V110H175ZM181 107V106H180ZM180 107H178L179 109H180ZM184 107V106H183ZM187 107H188V105H187ZM186 107V111L184 110V111H181V113L183 114V116H184V118H185V120H187L188 122H189V127H191V129H193V130H195V131H197V134L198 135H200V136H198V135H196V134H194V135H196V136H192V137H190L191 136V133H190V136H187V137H185V139H184V141L182 140H180L179 138H178V140H180L181 141V143H179V144H174L175 143V140L177 139V138H172L173 140H171V138L169 137V139H167L166 138V140H169V141H171V143H173L172 145H171V147L170 148H168V149H166V148H164V147H161V148H159V150L157 149V148H155V149H157L158 150V152H157V155L156 156H152L153 154L152 153H154V152H152L151 154H150V150H152V149H148V151H150V152H148V151H146V156L144 157V159L143 160H141L139 163H131V162H129V160L128 159H126V158H122V157H118V158H116L115 156H111L110 157V166L108 167V168H104L102 171L100 170L99 172H98V170H96V174H94L96 177V180H94V184H95V182H96V184H98L97 186V188L95 189V190H93V191H90V192H88V194L86 195L87 197L85 198V199H83V200H81V198H80V201H78V202H76L75 203V201L76 200H74V201H72V202H69V203H67V202H65L63 199H62V196H61V187L59 186V184L57 183V181L56 180H54V181H51V182H49L48 183V185L45 187L46 188V190L43 192V195L42 196H38L37 195V197H42L44 200L45 199H48V201H49V205H46L45 204V202H41V203H38V202H31L30 200H27V212H26V215L22 218V219H20L19 221H16L15 223H12V222H10V221H8V222H6V225L8 226V229L11 231V233H14V234H23V233H26L25 234V237H28L26 240H24L23 241V243L24 244H26V245H28V246H26L27 247V249H28V252H25V253H29L28 255H26L25 253H24V255H26L28 258H29V256L31 257V260H32V258L33 257H37L36 255H35V253H36V248L38 247V246H41L42 245V243H43V240L40 238L41 237V234L43 233V232H49V233H51V239L52 240H54V235H53V233H52V228L54 227V225L52 224V221H55L56 220V218L57 217H54L53 218V220H51V221H49L50 219L48 218V215H49V213H51V212H53V211H56V213L58 212V211H60L61 209H63L64 207H66V206H68V205H71L72 203H75L74 205H78L79 207H80V213H81V218H83L84 220H86V218L85 217H87V215H89V214H92V215H94V214H97L98 216H99V211H100V207H99V202H98V198H99V194L101 193V192H104V189L106 188V190H112V191H117V190H119V187H124V188H131L132 189V191H133V194L134 195H138V194H143L142 193V189H140V186L141 185H144V184H148V185H150V187H154V188H157V187H159V188H157L156 190L158 191L159 190V192H161L160 190H164L165 191V194H166V192H167V194H168V196L169 197H171V199L173 198H176V197H178V196H176V193H177V189L178 190H181L180 191V195H181V193L183 192V193H185V197H186V195L187 196H191V195H193L194 194V186L193 185H195V184H197L198 186H199V188L200 187H202V190H203V187L205 186L209 191L208 192H210V191H215V194L216 193H218V195H220L221 197H223L222 199L223 200H225L226 201V203H225V205L224 206H221V207H219L218 209H217V214H218V217H220L221 215H223L224 213H229V212H231L230 211V204L231 203H233L234 202V200L232 199V197L230 198V195H231V189H233L234 188V185L232 186V184H231V181H230V179H229V177H231V179H232V175H230L229 176V174H228V176H227V173H226V171H227V169H229V167H231L233 164H234V166H236L235 164L236 163H240L241 162V160H242V162H244L245 163V159H250V160H259L258 158L260 157V155L262 154V153H264V122H257V125L252 129V127L250 128H247L246 127V125L244 124V121L246 120H244L243 118H241V119H243L244 121L243 122H239V123H237V124H235V126H233L234 127V129L231 131V132H234V134H236L235 136H236V139H235V141H233L232 142V140L231 139H234V137H233V135H231V138L229 139L228 138V140H230L229 142H226V141H224V142H220V141H218L217 142V144H215V145H212V146H210L209 148H207V149H205V148H203V149H205V150H203L202 149V146H201V148L198 146V148H197V146H196V141L197 140H201L200 138H203L204 136H202L203 134H205L206 132H205V126H206V124L208 125V126H210V124L209 123H207L206 122V120H207V117H204V119L202 120V119H200L201 120V123H199L198 122V118H196V116H195V114H194V112L192 111V109L191 108H187ZM190 107H192V106H190ZM248 107V106H247ZM247 107H246V109H247ZM254 107V106H253ZM257 107V106H256ZM38 108V107H37ZM19 109H20V107H19ZM44 109H45V107H44ZM57 109H58V107H57ZM73 109H74V107H73ZM76 109H77V107H76ZM120 109H118V110H120ZM178 109V110H179ZM195 109L196 110H198L196 107H195ZM250 109H251V107H250ZM22 110V109H21ZM20 110V111H21ZM40 110V109H39ZM46 111H48V112H45V113H48V114H45V118H43V119H45V121L46 122H44V124L45 123H47V124H51V122H52V117H50V115H49V110H47V108L45 109ZM51 110V109H50ZM69 110V109H68ZM67 109L66 110H64V111H66V115L68 116V112L70 111L71 112V110H69L68 111ZM87 110H86V113L88 114V112H87ZM97 110V109H96ZM99 110H97L98 112H99ZM104 110V109H103ZM118 110H116V112H119L120 114H121V112H122V110H121V112L120 111H118ZM173 110V111H174ZM182 110V109H181ZM41 111H43V110H41ZM40 111V112H41ZM74 111V110H73ZM76 111V110H75ZM180 111V110H179ZM255 112L257 111L256 109L254 110ZM51 112V111H50ZM63 112V111H62ZM69 112V113H70ZM100 112V113H101ZM105 112V111H104ZM104 112H103V114H104ZM125 112H123L124 114H126ZM135 112V113H136ZM145 112V113H146ZM175 112V111H174ZM245 112V111H244ZM254 112V113H255ZM28 113H30V112H28ZM34 113H36V112H34ZM85 113V112H84ZM85 113V114H86ZM119 113H116V114H119ZM150 113V116H152V114ZM171 113V114H170ZM31 114H32V111H31ZM39 114H41V113H39ZM43 114V113H42ZM41 114V115H42ZM43 114V115H44ZM53 114V113H52ZM71 114H73L72 112H71ZM102 114V113H101ZM102 114V115H103ZM123 114V115H124ZM128 114V113H127ZM133 114V113H132ZM139 114V113H138ZM175 114V113H174ZM174 114H172V115H174ZM182 114L180 115L181 117H182ZM28 115V114H27ZM36 115V117L37 116H39L38 114H35ZM42 115V116H43ZM46 115H47V117H46ZM49 115V116H48ZM64 115V114H63ZM70 115V114H69ZM82 115V114H81ZM101 115V116H102ZM143 115V114H142ZM146 115V114H145ZM177 115H178V113H177ZM196 115H197V113H196ZM245 115V114H244ZM31 116V115H30ZM34 116V115H33ZM42 116H40V117H42ZM54 116V115H53ZM96 116H100V115H96ZM100 116V117H101ZM104 116V115H103ZM121 116V118H122V115H120ZM144 116V115H143ZM150 116H147V118L149 117L150 118ZM198 116V115H197ZM200 116H202V115H200ZM40 117H39V119H40ZM51 119H50V118ZM64 117H65V115H64ZM69 117V116H68ZM145 117V116H144ZM162 117V116H161ZM161 117L159 116V118L161 119ZM165 117H164V119H165ZM70 118V117H69ZM120 118V117H119ZM120 118V119H121ZM147 118H145V119H147ZM148 118V119H149ZM158 118V119H159ZM169 118V117H168ZM203 118V117H202ZM54 119V118H53ZM106 119V118H105ZM124 119V118H123ZM151 119H154V117L152 118L151 117ZM157 119V118H156ZM155 119V120H156ZM167 119V118H166ZM171 119V118H170ZM223 119V118H222ZM221 118H220V121L222 120ZM107 120V119H106ZM162 120H163V117H162ZM161 120V121H162ZM219 120V119H218ZM225 120V119H224ZM43 121V120H42ZM54 121V120H53ZM154 121V120H153ZM160 121V120H159ZM182 121V120H181ZM187 121H184L183 120V124H185L184 122H187ZM208 121H209V119H208ZM150 122L152 123V121L150 120ZM187 122V123H188ZM212 122V121H211ZM226 122V121H225ZM53 123V122H52ZM156 122H154V124H155ZM43 124V125H44ZM213 125L214 124H217V123H214V120H213V123H212ZM149 125H150V123H149ZM158 125H160V123H158ZM213 125L212 126H210V128L211 127H213ZM44 126H46V128L48 127L49 128V130L47 131V132H49L50 131V129L52 128V131H53V127L55 126H53V125H51V126H53V127H49V125L47 126V125H44ZM186 126V125H185ZM214 126H216V125H214ZM207 127V126H206ZM3 128H4V122H1L0 121V158L2 159V160H4V161H6L11 155H12V152H10L8 149H6L4 146H3V143H2V139H3V134L5 133L4 131H3ZM47 128V129H48ZM55 128V127H54ZM144 128H145V126H144ZM188 128V127H187ZM208 128V127H207ZM216 128H218L217 126H216ZM190 128H189V130H191ZM218 129H220V128H218ZM217 129V130H218ZM232 129V128H231ZM54 130H56V128L54 129ZM192 130V131H193ZM217 130H215V131H212L211 132V130L209 131V132H211V134L213 133V132H215L216 134L218 133V136H220L221 135V133H222V131H221V129H220V131H221V133H219V132H217ZM223 130V129H222ZM51 131V132H52ZM228 131V130H227ZM50 132V133H51ZM56 133V131H53V135H56L55 133ZM49 133V134H50ZM189 133V132H188ZM196 133V132H195ZM224 133V132H223ZM222 133V135L224 136V134L226 135L228 132H226L225 131V133L223 134ZM187 134V133H186ZM185 134V135H186ZM229 134H230V132H229ZM228 134V135H229ZM47 135V134H46ZM45 135V136H46ZM51 135V134H50ZM68 135V134H67ZM49 136V135H48ZM227 136V135H226ZM50 137H52V136H50ZM221 137V136H220ZM233 137V138H232ZM47 137H44L43 139L44 140H46L45 142H43V143H40V144H42V146H43V148L44 149H42V151L44 150L45 152H48V151H46V150H51V151H53L52 149L54 148L53 146H55L56 145V147L58 146V147H61V148H64L65 150H69L72 154L73 153H75V154H73V156L75 155V157H79V159L80 160H82L84 157H88L92 152L94 153H96V154H91V156L90 157H92V158H94V159H96V158H98L100 155H101V152H100V150H102V149H105L106 150V148L107 149H110V150H113V146H115V145H113V143L112 142H110V140L108 141V140H104V139H101L100 137L97 139V140H99V139H101V140H99V145H97L98 147H97V149L96 148H93V149H96L95 151H93V149H92V151H90L91 150V147H92V145H90V150L89 149H87V150H89V152L87 153V152H85V153H83V154H81V152H79L80 154L77 156L76 154H78L77 152H78V150L81 148V146L84 144V143H81L80 141V144H79V142H77L76 141V139H75V137H73L72 135H68L66 138L64 137V139L62 138V137H60V135H56V137H54V138H51V140H49V138H47ZM197 138H199V139H197ZM221 138H223V137H221ZM226 138V137H225ZM42 139V140H43ZM159 139V138H158ZM160 139H162V138H160ZM203 139H205V138H203ZM203 139H202V141H203ZM41 140V141H42ZM43 140V141H44ZM177 140V143L179 142ZM219 140V139H218ZM225 140V139H224ZM227 140V141H228ZM96 141V140H95ZM157 141V140H156ZM158 141H161V140H158ZM163 141H164V139H163ZM146 142H148V140L147 141H145V144H146ZM198 142V141H197ZM201 142V141H200ZM204 142V141H203ZM208 141H205L204 143H207ZM210 142V141H209ZM212 142V141H211ZM161 144H162V142H160ZM159 143V144H160ZM204 143L202 144L203 146H204ZM144 144V145H145ZM164 144H167L166 143V141H165V143ZM208 144V143H207ZM85 145H88V144H84V146ZM95 145V144H94ZM93 145V146H94ZM154 145H156V142H155V144ZM154 145H151V146H154ZM198 145H199V143H198ZM209 145H210V143H209ZM208 145V146H209ZM41 146V147H42ZM96 146V145H95ZM161 146V145H160ZM157 147V146H156ZM165 147H168L167 145L165 146ZM60 148V149H61ZM141 148H147V146H145V147H142L141 146ZM152 148V147H151ZM84 149H85V147H84ZM202 149V150H201ZM147 150V149H146ZM43 151V152H44ZM83 151V150H82ZM108 151V150H107ZM115 151V150H114ZM113 151V152H114ZM156 151V150H155ZM91 152V153H90ZM145 152V151H144ZM103 154H104V152H102ZM102 154V156L101 157H105L104 155ZM83 155V156H82ZM145 155V154H144ZM155 155V154H154ZM263 155V154H262ZM262 155H261V157H262ZM260 157V158H261ZM92 158H90V159H92ZM263 158V157H262ZM98 159H101V158H98ZM247 160V161H248ZM83 161V160H82ZM84 161H85V158H84ZM260 161V160H259ZM251 162V161H250ZM253 162H255V161H253ZM256 162H258V161H256ZM86 163H88V161L86 162ZM238 166V165H237ZM239 167H241L240 165H239ZM230 170V169H229ZM228 170V171H229ZM230 172V171H229ZM232 172V171H231ZM201 174V176H202V178L200 179V180H196V176H198V175H200ZM213 175V179H209L208 177L210 176V175ZM230 174H233V173H230ZM198 179H199V177H198ZM211 180H213V181H211ZM110 182V183H107V182ZM112 181V182H111ZM107 183L106 185H104V183ZM235 183V182H234ZM95 184V185H96ZM237 184V183H236ZM102 185H104V186H102ZM200 185H204V186H200ZM198 186H196V188L198 187ZM237 186V185H236ZM236 186H235V190L237 189L236 188ZM233 187V188H232ZM198 189V188H197ZM154 190V189H153ZM196 190V189H195ZM200 190H201V188H200ZM204 190H205V188H204ZM202 191L201 192V194L203 193L204 195H205V191ZM108 191V192H109ZM197 191V190H196ZM199 191V190H198ZM200 192V191H199ZM198 192V193H199ZM205 192V193H204ZM207 192V194L210 196V193H208ZM233 192V191H232ZM179 193V192H178ZM196 193V192H195ZM200 193H199V195H198V197H196V198H200L202 195H201ZM206 194V195H207ZM214 194V195H215ZM161 195V194H160ZM163 195V194H162ZM179 195V194H178ZM195 195V194H194ZM194 195H193V197H194ZM205 195V196H206ZM36 196V195H35ZM164 196V195H163ZM167 196V195H166ZM167 196V197H168ZM232 196V195H231ZM81 197H83V196H81ZM166 197V198H167ZM194 197V198H195ZM203 197V196H202ZM201 197V198H202ZM164 199H166L165 198V196L163 197ZM179 198V197H178ZM184 197H182V199H183ZM170 199V200H171ZM172 199V200H173ZM180 199H181V197H180ZM185 199H187V197L186 198H184V200ZM189 199H191L190 197H189ZM211 199V198H210ZM219 199H221V198H219ZM203 200V199H202ZM153 200H151V199H149V204L150 205H148L147 207L149 208V210L151 211H149V213H151V215H152V217L155 219V221H157L156 223H159V224H161L162 223V215H161V213L157 210V208H155V206H156V204H153V202H152ZM174 201V200H173ZM65 203V204H64ZM235 203V202H234ZM233 203V204H234ZM148 204V203H147ZM224 204V203H223ZM221 205H222V203H221ZM72 206H73V204H72ZM214 206H216V205H214ZM230 206V207H229ZM233 206V205H232ZM218 207V206H217ZM216 208V207H215ZM101 212V211H100ZM234 212V211H233ZM231 214V213H230ZM227 215V214H226ZM227 216H229V214L227 215ZM222 217V216H221ZM174 219V218H173ZM176 221V220H175ZM178 221V220H177ZM176 221V222H177ZM172 222V221H171ZM177 223H179V222H177ZM176 223V224H177ZM163 224V223H162ZM161 224V225H162ZM218 224V223H217ZM224 224V223H223ZM164 225V224H163ZM223 226V225H222ZM221 226V227H222ZM229 226V225H228ZM224 227V226H223ZM162 228V227H161ZM177 228V227H176ZM165 229V228H164ZM175 229V228H174ZM221 229V228H220ZM249 229V228H248ZM263 229H264V227H263ZM214 230V229H213ZM163 231V230H162ZM165 231H166V229H165ZM219 231V230H218ZM164 232V231H163ZM212 231H210L209 233H211ZM214 232V234H209V235H211V236H213V238L215 237V234L218 236V234H217V232H215V231H213ZM212 232V233H213ZM246 233H247V231H245ZM248 232H250L251 233V231H248ZM165 233V232H164ZM168 233V232H167ZM246 233H244V235L242 234V236H237L236 238L237 239H232L233 241H232V245H231V247L229 248V246H226V247H220V249H218V251H219V253H217V254H219L218 255V257L216 258H214L213 260H211V261H206V262H204V263H202V264H236V263H233L234 262V260L232 259L233 257L231 256L232 254V252L229 254V252H228V250H227V247H228V249H229V251H230V249L231 250H234V252L235 251H237L239 254L241 253V255L243 256V254H242V252L243 251H245L246 252V250L247 251H250V250H248V249H250L251 248V244H250V240H248L247 238L248 237H246L245 235H246ZM249 233V234H250ZM253 233V232H252ZM0 234H1V232H0ZM171 234V233H170ZM169 234V235H170ZM208 234V233H207ZM205 235V234H204ZM220 235H221V233H220ZM182 236H185V235H182ZM206 236H208V235H206ZM216 236V237H217ZM248 236V235H247ZM186 237V236H185ZM205 237V236H204ZM178 238H179V236H178ZM177 238V239H178ZM180 238L181 239H178L179 241H183V238L181 237V235H180ZM212 238V237H211ZM219 238V237H218ZM217 238V239H218ZM220 238H221V236H220ZM250 238V237H249ZM205 239H206V237H205ZM210 239V238H209ZM208 239V240H209ZM216 239V238H215ZM215 239H212V240H215ZM179 241H177L176 240V242L177 243H175L176 244V247H175V251H174V255H173V253H172V256H174L175 258H177V261H178V259L180 260V263L181 264H184V261L187 259V257H186V255L188 254V251L185 249V248H183V246L181 245V244H183V243H180ZM204 241V240H203ZM207 241V240H206ZM218 241H219V239H218ZM19 242V241H18ZM229 242V241H228ZM253 241L251 240V243H252ZM226 243V242H225ZM210 244H212V243H210ZM209 244V245H210ZM229 244H230V242H229ZM216 245H220L219 243L218 244H216ZM223 245V244H222ZM227 245V244H226ZM253 245H254V243H253ZM252 245V246H253ZM56 247V245L55 244H53L52 245V247ZM214 247V246H213ZM254 247V246H253ZM253 247L251 248V249H253ZM217 248H219V247H217ZM62 249H63V247H62ZM62 249H60V247H56V248H52L51 249V254H53V255H56V256H58V257H60L61 258V260H62V263L64 264L65 262H63V261H66L67 263H65V264H70V261L72 260V259H70L69 261H68V259H65L66 257H64L65 255L64 254H66V251H65V249H64V251L62 250ZM24 251H26V250H24ZM186 251H187V254H186ZM173 252V251H172ZM221 252V253H220ZM7 253V252H6ZM1 254L0 255V264H10L8 261H7V256H8V254ZM171 253V252H170ZM244 253V252H243ZM247 253V252H246ZM237 253H235V255H236ZM238 257V256H237ZM186 258V259H185ZM238 258H240L241 259V257H238ZM34 259V258H33ZM17 261V260H16ZM187 261V260H186ZM185 261V262H186ZM204 261V260H203ZM202 261V262H203ZM235 262H237L236 260H235ZM61 263V264H62ZM177 263V262H176ZM74 264H83L82 262H78V263H74Z\"/></svg>", "mask_w": 264, "mask_h": 264}, {"label": "built area", "instance_id": "obj_3", "mask_svg": "<svg viewBox=\"0 0 264 264\" xmlns=\"http://www.w3.org/2000/svg\"><path fill=\"white\" fill-rule=\"evenodd\" d=\"M81 192L80 186L71 176L65 178L61 185V196L65 202L69 203L76 200Z\"/></svg>", "mask_w": 264, "mask_h": 264}]
</instances>
